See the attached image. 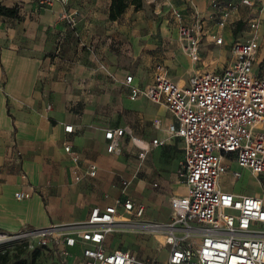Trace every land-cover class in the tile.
Returning a JSON list of instances; mask_svg holds the SVG:
<instances>
[{
  "label": "crops",
  "instance_id": "0c3cea01",
  "mask_svg": "<svg viewBox=\"0 0 264 264\" xmlns=\"http://www.w3.org/2000/svg\"><path fill=\"white\" fill-rule=\"evenodd\" d=\"M212 1L138 0L141 6L135 8L132 0H124V12L111 20V0H68L65 9L77 10L80 16L78 22L71 23L60 18L63 7L58 3L37 10L33 0H0V5L17 10L16 17L0 15V232L13 234L79 223L94 207L113 203L122 179L129 180L127 193L144 206V213L147 204L159 207L158 196L173 193L170 200L185 193L184 185L177 183L181 142L165 131L173 122L172 115L163 104L143 97L131 100L124 80L131 75V85L145 87L153 81L155 65L163 64L170 78L185 84L202 50L212 43L227 45V59L218 69L197 72L221 70L231 58L232 42L250 32L232 35V29L242 22L244 7L252 15L246 26L252 20L258 22L259 48L253 71L264 78L260 43V37L264 42V7L260 11L258 6L240 4V0H219L222 5H238L220 27ZM173 9L181 12L185 23L193 22L195 13L201 17L203 35L196 62L181 47ZM168 27H173L171 40ZM71 31L78 40L70 60L58 52L72 45ZM214 33L222 37L221 44L211 38ZM81 45L88 50L80 52ZM150 48L156 52L141 54ZM214 54L206 52L207 56ZM187 73L188 78L181 83L177 75ZM68 124L73 125L71 133L64 131ZM116 128L124 129L119 155L107 151L104 137L107 129ZM153 139L164 143L154 146ZM65 141L79 156L78 171L83 173L94 163L95 177L73 180L74 161L64 151ZM139 141L148 147L142 159H138L142 150ZM226 163V174L232 181L251 177L233 157L228 156ZM233 171H239L240 176L233 177ZM221 176L222 191L261 192L259 185L251 193L226 187ZM177 187H183L184 192L176 194ZM20 190L29 197L15 199L14 193ZM109 248L116 249L111 244Z\"/></svg>",
  "mask_w": 264,
  "mask_h": 264
},
{
  "label": "built area",
  "instance_id": "2783aa9c",
  "mask_svg": "<svg viewBox=\"0 0 264 264\" xmlns=\"http://www.w3.org/2000/svg\"><path fill=\"white\" fill-rule=\"evenodd\" d=\"M67 2L33 0V5L41 10L58 3L63 7L60 18L76 23L79 13L65 9ZM257 3L240 0V4L258 6L261 11L264 0ZM211 6L218 26L222 27L238 5H222L215 0ZM172 15L178 21L182 49L196 62L203 35L201 17L195 13L194 21L185 23L178 9H173ZM249 28L245 38L232 42L231 58L219 71H194L185 84H180L169 77L163 64H156L151 84L131 85V75L124 80L129 85L131 100L143 97L166 107L173 122L165 131L181 142L182 159L177 175L185 193L170 198L167 223H139L163 229V247L168 250L165 262L158 263L155 258L141 260L128 250L109 248L107 237L115 232L121 213L134 219H141L144 214V206L127 193V179L121 180L119 196L113 203L94 207L81 226L64 227L62 233L53 232L55 226L13 234L0 232V242L21 237H36L39 246L49 242L58 249L57 264H264V78L253 71L259 48L258 22L250 21ZM210 36L216 44L222 43V37L216 33ZM64 131L71 133L73 125H64ZM123 133V128L105 131L109 153H121L119 140ZM163 143L164 140H152L154 146ZM137 145L142 149L138 159H142L148 147L140 141ZM63 148L74 161L71 173L75 182L95 177L96 164L90 163L80 173L78 154L68 141ZM228 156L255 178L260 194H234L220 189L219 178L228 171ZM239 176V171H233V177ZM21 177L24 179L25 175ZM28 197L21 190L14 193L17 200ZM72 255L75 258L69 260Z\"/></svg>",
  "mask_w": 264,
  "mask_h": 264
},
{
  "label": "rangeland",
  "instance_id": "374dc122",
  "mask_svg": "<svg viewBox=\"0 0 264 264\" xmlns=\"http://www.w3.org/2000/svg\"><path fill=\"white\" fill-rule=\"evenodd\" d=\"M241 21L243 22L241 29L238 32H234V28L232 29V35L243 36L246 35V32L250 30L249 27L246 26V22L248 18H251L252 15L249 13V10L244 7L242 13H240ZM237 23V22H236ZM235 23V24H236ZM169 31H171L169 40L172 39L173 36V27H168ZM174 39V38H173ZM78 37L76 33L70 32L69 42L72 45H68L65 49H60L59 54L64 55L67 59L70 56H75L76 54V42ZM167 43H170L167 41ZM261 50L264 53V42L262 37H260ZM178 44V43H176ZM144 47V45H143ZM80 52H84L88 50L87 46H80ZM116 50V48L112 49ZM227 45H222L221 47L216 46L214 43L209 45L207 49H203L200 54V59L196 62L194 66V70L204 71L211 69H218L223 62L227 59ZM164 51V50H161ZM211 51L214 56H207L206 52ZM145 52V53H144ZM156 51L153 48L146 51H141V54H154ZM219 53L221 54L219 56ZM173 76L175 72H172ZM189 73L186 76L177 75V78H181L180 82L186 81ZM221 181L223 185L230 188H235L239 190H245L248 193L256 191L258 188V183L252 176L245 175L242 180L232 181L231 178L225 173L221 176ZM178 184L181 185V181L179 178ZM184 192L183 187H177L175 189L176 194H181ZM173 193L168 194L165 197L158 196L160 200L159 207H154L150 204H147L146 211L141 219H134L133 217L128 216L125 213H121L120 221H124L129 226L121 227L122 224L118 223L116 226L120 228L115 232H112L108 235L107 240L108 244L117 249H125L130 251L131 254L135 255L136 258L141 260H152L155 258L156 262L162 263L165 262L168 250L163 247L164 243V231L163 229L157 227H137L141 221H153L157 223H167L169 221V197ZM102 199H105V196H102ZM86 220V219H85ZM81 221L79 223H75L68 226L63 227H55V233H62L64 231V227H78L83 224L85 221ZM129 220V221H128ZM47 237H51V235H47ZM38 238L34 237H21L16 239H7L0 242V254L6 252L9 262L7 264L12 263L13 261L25 260L27 264H57L60 260V256L58 253V249L54 247L51 243L48 242L47 246H39L36 241ZM75 256L72 255L69 257V260L74 259Z\"/></svg>",
  "mask_w": 264,
  "mask_h": 264
},
{
  "label": "trees",
  "instance_id": "16d2710c",
  "mask_svg": "<svg viewBox=\"0 0 264 264\" xmlns=\"http://www.w3.org/2000/svg\"><path fill=\"white\" fill-rule=\"evenodd\" d=\"M132 4H134L135 8H139L141 5L138 3V0H132ZM127 4L124 2V0H111L110 8H109V18L111 20L118 19L121 14L124 12ZM0 15L8 16V17H16L17 16V10L15 7H5L0 5ZM242 22H238L234 28V32H238L241 29ZM9 262V259L7 257V253H1L0 254V264H7ZM10 264H27L25 260H16L13 261Z\"/></svg>",
  "mask_w": 264,
  "mask_h": 264
},
{
  "label": "bare ground",
  "instance_id": "6f19581e",
  "mask_svg": "<svg viewBox=\"0 0 264 264\" xmlns=\"http://www.w3.org/2000/svg\"><path fill=\"white\" fill-rule=\"evenodd\" d=\"M117 221H118V223H120V224L125 223L124 221H123V222L120 221V218H118ZM121 227H122V226H121ZM137 227H141V228H142V227H147V228H149V226H145L144 224H138ZM119 229H120V228H118V227L115 225V231H116V230H119Z\"/></svg>",
  "mask_w": 264,
  "mask_h": 264
}]
</instances>
